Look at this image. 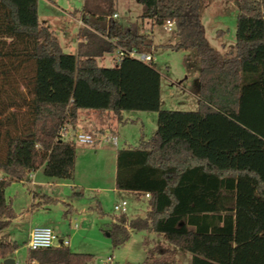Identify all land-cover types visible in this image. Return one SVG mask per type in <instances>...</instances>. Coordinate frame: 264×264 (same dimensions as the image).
<instances>
[{
	"label": "trees",
	"instance_id": "trees-1",
	"mask_svg": "<svg viewBox=\"0 0 264 264\" xmlns=\"http://www.w3.org/2000/svg\"><path fill=\"white\" fill-rule=\"evenodd\" d=\"M136 1L143 21L175 22L178 42L167 47L196 52L197 111L161 109L154 63L124 57L113 68L100 66L118 46H148L139 24L112 19L116 0H86L77 54L64 52L40 21L39 0H0V231L17 217L6 195L12 183L41 167L48 177L74 179L76 144L58 134L74 133L81 111L113 112L122 124L127 111L156 112L155 136L118 150L117 189L150 196L145 216H111L113 245L148 231L169 245L145 238L142 264H176L172 246L190 252L191 264H264V0H231L236 44L226 54L207 39V0ZM72 195L83 192L73 187ZM17 248L1 241L0 263ZM92 257L66 245L29 253L36 264H89Z\"/></svg>",
	"mask_w": 264,
	"mask_h": 264
},
{
	"label": "rangeland",
	"instance_id": "rangeland-1",
	"mask_svg": "<svg viewBox=\"0 0 264 264\" xmlns=\"http://www.w3.org/2000/svg\"><path fill=\"white\" fill-rule=\"evenodd\" d=\"M117 1L116 10L120 15L117 20L125 25L130 23L139 24L141 31L148 36V46L143 51L154 55V66L162 76L161 109L186 112L197 111L199 100L196 96V91L199 83L200 61L196 52L170 49L167 47L168 45H174L178 42L175 30L168 31L164 26H153L150 20L143 21L141 19L143 7L136 0ZM237 17L238 6L234 1L209 0V4L202 10V20L206 29L207 39L213 48L222 52L223 50L229 51L236 43ZM117 54V50L106 54L99 60L100 66L106 68L115 67L118 63ZM124 117L128 119L127 124L116 122L114 127L110 126L108 134L105 135L106 143H109L110 147V149H106L112 151V154L116 147L111 139L110 141L107 139L108 136L110 138L113 136L111 132L119 137V148H123L138 147L142 139H152L157 131L158 114L156 112L127 111L124 113ZM91 135L97 136L96 130L92 131ZM74 143L77 147L75 182L81 185L80 189L85 194L84 196H75L72 199L78 209L76 213L71 210L72 208L69 205L65 206L66 210L69 209L71 211L67 212L68 218H63V222L68 228L70 227V221L74 228L80 227L77 231L72 230L70 249L74 252L92 254L93 257L89 264H105L109 258L114 261L142 264L144 238L147 236L155 238L157 237L156 233L134 231L125 244L117 247L113 245L107 230L111 222V216L118 214L114 209V205L120 199V192L117 193L110 190L100 195L92 189V185L104 186L110 182V175L113 174V163L110 162L111 156L108 151H105L107 155H104L105 153L98 154L96 148L99 149L100 146L93 144L84 145L75 139ZM84 148L93 149V151L87 153ZM110 163L112 168H110ZM40 174L39 180L42 179L45 184L33 187L29 182L16 181L7 188V198L12 200L10 197H15L17 207L25 209L23 207H42L46 205L42 196L44 193L53 196H64L68 193L72 195L71 187L64 185V183L69 181L51 178L43 175V173ZM35 194L37 200L36 203L32 204L30 198ZM124 196L128 201V216L146 215L148 211V201L146 199H139L133 192H125ZM99 201L101 202L99 203ZM98 203L106 215L102 216L99 213L97 209ZM26 209L30 211L28 210L30 208ZM61 209L62 204L54 205L49 217L61 218ZM44 212L46 211L40 209L38 215ZM72 214L74 215L72 216ZM71 217L72 219H70ZM37 219L44 220L45 218L40 216ZM41 226H44V224ZM7 232L10 231H1L0 236L8 234ZM161 242L162 240H159L157 244H162ZM179 250L182 253L179 257L181 261L177 260L176 264H187V262L191 264L192 254L183 249ZM29 253L28 245L23 241L19 242L18 252L14 254L17 264H29Z\"/></svg>",
	"mask_w": 264,
	"mask_h": 264
},
{
	"label": "crops",
	"instance_id": "crops-1",
	"mask_svg": "<svg viewBox=\"0 0 264 264\" xmlns=\"http://www.w3.org/2000/svg\"><path fill=\"white\" fill-rule=\"evenodd\" d=\"M85 2H86V0H39L38 13H39L40 21L45 23L51 30H53L56 33V35L59 39V42L61 44V47H62L63 51L66 53L77 54V52H78V45L80 42L79 41V31L82 27H85V24L83 22ZM117 3H118V1L116 0V6H117ZM208 4H209V0H207V3L205 4V6ZM116 14H118L117 10H116ZM118 16L120 17L119 14H118ZM235 44L230 48L229 51L223 50V52L222 51H220V52L225 53V54L229 53L230 51H232V49H234ZM98 113H100V114H98ZM123 116H124V114H123ZM105 118H106V120H105ZM116 122L120 123L117 119V116L113 112H100V111L83 110L80 112L79 123H78V126H77L74 134L77 132H81V131L87 132V134H91L92 131L96 130L97 137H99V141L93 145L100 146L99 149L96 148V152L98 154L99 153L104 154L105 151H108L107 149H110V147L108 145L109 143H106L105 135L108 134V132H109L108 130H109L110 126L114 127ZM111 134H113V136L118 137L113 132H111ZM107 139L110 141L111 138L108 136ZM81 144H83V143H81ZM84 145H86V144H84ZM114 146L116 147V150L114 151L113 154H112V151H108L109 155L111 156L110 162L113 163V174L110 175V179H111L110 182L106 183L104 186L96 185V184L92 185L93 186L92 189L94 191L98 192L100 195H102L103 192L110 191V190L117 192V193L120 192L119 194L121 197V196L125 195V192H131V191L119 190L116 187L117 154H118V150L121 149V148H119V146H120L119 137H118V145L114 144ZM123 148H126V147H123ZM84 149H85V152H87V153L93 151V149H89V148H84ZM104 155H107V154L105 153ZM112 157H113V159H112ZM76 163H77V161H76ZM111 163H110V168H112ZM75 170H76V168H75ZM40 173H43V175H45L43 167L37 169L36 171H33L30 174L28 180L21 181V182L22 183L29 182V183H31V185L33 187L34 186H41L42 184H45V181H42V179L39 180L41 177ZM75 173H76V171H75ZM75 177L73 180L64 183V185L70 186L72 189V193H73V187H77L78 191L83 192L82 196H84L85 193L83 190L80 189L81 185L79 183L75 182V179H76ZM66 181H68V180H66ZM54 183H56V182H54ZM56 184H58V183H56ZM110 186H114V187H110ZM133 193L137 195V193H135V192H133ZM43 195H48L57 201L53 202L51 204L45 203L46 205H43L42 207L33 206V207H23L25 209H21L22 207L21 208L17 207L16 198L10 197L14 203L15 210L17 212V217L13 220L11 225L7 229H5V230H8L10 232H7L8 234H5L2 237L0 236V242L1 241H12V242H16L17 244H19V242L23 241L25 244L28 245V240L30 238V232H31L32 228L37 227V226H41L42 224H44V226H49V227L53 228V230L57 234L60 242H62V240H69L70 243L68 246L70 248V245H71L70 237L72 234V230L77 231L80 229V227L76 226L77 228H74L71 225V221H70V224H69L70 229H69L67 227V225L63 222V218H68L67 217L68 211L73 210L75 213L78 211V209L75 207V204L73 203V200H72L73 197H75V196H73L69 193L64 195V196H62V195L53 196V195H49V194H45V193ZM141 198L148 200L149 196L144 194V195H142ZM36 200H37L36 194L32 198H30V202L32 204L36 203ZM100 202L101 201H99V203ZM59 204H62V209H61L62 217L56 218V219L49 217L50 212L53 211L54 205L56 206ZM67 205H69L72 209L66 210L65 206H67ZM26 208H30V209H28L30 211H27ZM40 209H43L46 212L38 215ZM73 215L74 214H72V216ZM40 216H44L45 219L44 220L37 219V217H40ZM70 219H72V217ZM2 231H4V230H2ZM150 233H154V232H150ZM145 238H148L150 240V243H152V244H150L151 246L157 244V241H159V240H162V242H161L162 244L169 245L168 242L162 236L157 235V237H155V238H151V237L147 236ZM172 248L175 249V262H176L177 260H180L179 257L182 255V253L179 250V248H174L173 246H172ZM17 252H18V248L15 250V252L13 253V255L11 257L15 258L14 254H16ZM142 252L144 254L143 259H142V262H143L145 257H146V253H147V247L144 245V241H143V245H142ZM15 260H16V258H15ZM128 263H130V262H128ZM191 263H192V257H191ZM3 264H4V261H3ZM15 264H17V260H16ZM187 264H188V262H187Z\"/></svg>",
	"mask_w": 264,
	"mask_h": 264
},
{
	"label": "built area",
	"instance_id": "built-area-1",
	"mask_svg": "<svg viewBox=\"0 0 264 264\" xmlns=\"http://www.w3.org/2000/svg\"><path fill=\"white\" fill-rule=\"evenodd\" d=\"M118 14H114L112 19H118ZM165 29L168 31L175 30V22L167 21L164 25ZM118 62H120L124 57H130L136 59L145 64H152L155 62V57L152 53H145L143 50L138 49H125L122 47H117ZM58 138L61 140H77L79 143L83 144H95L99 141V137L87 134L84 132L71 133L67 128H62L58 134ZM112 142L115 145H118V137H111ZM147 196H150V193H146ZM128 201L125 199V196H121L119 200L116 201L114 209L117 213H127ZM70 243L69 240L59 241V238L53 228L49 226H37L32 228L30 232V238L28 240V247L30 250H37L40 248H49L66 245ZM29 264H36L35 261H29ZM105 264H131L128 262L114 261L112 258H109Z\"/></svg>",
	"mask_w": 264,
	"mask_h": 264
},
{
	"label": "water",
	"instance_id": "water-1",
	"mask_svg": "<svg viewBox=\"0 0 264 264\" xmlns=\"http://www.w3.org/2000/svg\"><path fill=\"white\" fill-rule=\"evenodd\" d=\"M16 260L13 257H8L4 260V264H15Z\"/></svg>",
	"mask_w": 264,
	"mask_h": 264
}]
</instances>
